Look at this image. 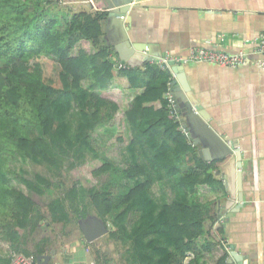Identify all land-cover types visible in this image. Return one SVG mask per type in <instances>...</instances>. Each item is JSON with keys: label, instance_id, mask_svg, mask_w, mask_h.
Returning a JSON list of instances; mask_svg holds the SVG:
<instances>
[{"label": "trees", "instance_id": "obj_1", "mask_svg": "<svg viewBox=\"0 0 264 264\" xmlns=\"http://www.w3.org/2000/svg\"><path fill=\"white\" fill-rule=\"evenodd\" d=\"M105 14H69L57 0H0V237L35 257L40 249L29 251L25 243L39 223L74 222L80 230L78 219L92 213L116 242L119 264H208L209 257L211 264H225L228 253L216 254L221 226L203 238L204 223L216 218L214 202L197 196L200 184L220 186L215 161L198 157L168 111L164 93L171 89V72L154 62L133 74L122 65L131 87L144 88L118 123L117 102L102 94L116 67L102 41ZM46 63L55 72L47 74ZM153 98L159 109L144 104ZM101 125L107 132L92 136ZM111 138L120 148L119 164L98 145ZM86 153L102 158L93 171L105 175L101 187L39 174L28 179L10 165L23 157L62 175L65 160L75 166ZM13 179L39 195L56 191L48 217Z\"/></svg>", "mask_w": 264, "mask_h": 264}, {"label": "crops", "instance_id": "obj_2", "mask_svg": "<svg viewBox=\"0 0 264 264\" xmlns=\"http://www.w3.org/2000/svg\"><path fill=\"white\" fill-rule=\"evenodd\" d=\"M61 1V6L69 14L80 10L105 12V0H93V6L82 5V0ZM100 24L102 41L116 66L112 69L107 90H118L124 99L122 108L117 103L121 120L131 100L143 92L144 85L132 88L128 76L119 68L126 65L132 74L134 69L143 71L147 64H141L142 58L147 56L144 49L157 58L165 53L187 56L197 49L247 55L249 60L236 67L196 61L175 64L180 77L179 80L176 78V83L188 100L200 107L204 116H201L202 122L224 137L222 145L238 153V158L232 154L215 161L214 175L220 186L200 184L197 187L198 198L212 201L215 205V221L204 223L203 238L210 239L207 232L218 223L223 239L216 254L223 250L228 253L227 245H231L244 264H264V68L255 64L257 59L263 58L255 48L257 38L264 33V0H139L131 3L119 32L113 19H108L106 14L100 19ZM81 43L90 50L87 41ZM117 44L125 47L124 63L115 50H110ZM144 104L155 109L160 106L155 98ZM181 118L186 121V114L181 113ZM195 120L200 126L199 119ZM195 135H198L196 128L193 129L194 137L186 138L192 142L198 157L199 151L209 154L221 148L206 140L201 141ZM227 191L232 193V199L225 207ZM217 201L222 205L220 210L217 209ZM44 226L39 223L40 229ZM40 231L29 234L25 244L29 251L40 249L39 254H50L46 264L120 263L116 242L109 240L106 234L89 243L80 230L78 234L62 232L54 236V240L47 242L45 239L48 247L41 248L43 239L38 240L45 236L38 238L36 234ZM63 236L67 239L63 240ZM36 241L40 244H35ZM14 247L10 241L0 237V264H9L10 254L18 252ZM212 259H207L208 264Z\"/></svg>", "mask_w": 264, "mask_h": 264}, {"label": "water", "instance_id": "obj_3", "mask_svg": "<svg viewBox=\"0 0 264 264\" xmlns=\"http://www.w3.org/2000/svg\"><path fill=\"white\" fill-rule=\"evenodd\" d=\"M139 0H105V7L104 11L106 13V16H108V19H113L114 21V27L119 32V27L123 24L124 18L126 15V12L131 8V3L137 2ZM127 45V44H126ZM125 47L123 45L117 44V46H113L110 48V50H115L119 56H121V63L125 61V58L123 57V49ZM128 51L130 48H127ZM147 53V56H144L142 58V65L148 63V62H157L158 58L153 57L149 54V52L144 49ZM132 52V49H131ZM171 66V69L166 68L167 70H172V72L175 74V78L171 81V90L176 98L179 112L182 114H186V121L181 118L182 125L186 128L187 134L185 135L188 139H191L193 136V129L196 128L198 130V135H195L199 140L203 141L206 140L208 142L213 143L216 147H218V150L216 151H210L209 154H205L202 151H199L200 158L207 160V161H216L220 158H225L227 156H230L232 154H235L236 158H238L237 151H232L231 149H226L222 144L225 140L224 137L219 136L213 129H211L206 123H203L201 120V116L204 118L202 112L200 111V107L197 104H194L189 101L186 94L180 90L179 86L176 83V78L179 80L180 77L178 74V69L173 62L169 63ZM187 89L186 87H184ZM184 89V90H185ZM188 91V90H187ZM193 109L198 110L199 112H194ZM180 113V114H181ZM199 119L201 122V125L199 126L196 124V120ZM194 138V139H197ZM193 139V140H194ZM196 141V140H195ZM203 143V142H202ZM218 174V172H217ZM228 192V197L226 199L225 207L228 206V204L231 202V196L232 193L230 191ZM238 202H240V198L238 197ZM217 209L220 210L221 204L219 201L216 202ZM218 218L220 219L221 216L218 214ZM78 226L80 229V232L82 233L83 238L86 242H93L95 239L99 238L100 236L107 233L108 229L105 223L102 221L101 218L96 216L95 214H87L85 217H82L78 221ZM227 248L230 250L228 252V256L225 260V264H244L242 257L233 249L231 245H227ZM51 258L50 254H36L34 263L35 264H46L47 261Z\"/></svg>", "mask_w": 264, "mask_h": 264}, {"label": "rangeland", "instance_id": "obj_4", "mask_svg": "<svg viewBox=\"0 0 264 264\" xmlns=\"http://www.w3.org/2000/svg\"><path fill=\"white\" fill-rule=\"evenodd\" d=\"M82 5L85 6H92L90 3H87L86 0H82L80 2ZM50 71L55 72V68L49 66V63H46V73L48 74ZM114 92V93H113ZM103 91L102 94L104 96L113 99L119 104L122 108L124 99L121 98V92L117 90L115 91ZM121 120L120 112H117L115 121ZM122 131V128L120 129ZM107 132V126L101 125L96 128V130L92 133V136L97 137ZM114 138H111L109 141L106 140L104 142H99L98 145L100 146V150L103 151L105 157L112 161L115 164L121 163V156L119 151V145L114 143ZM104 144V145H103ZM102 159V158H101ZM101 159L92 157L89 153H86L85 159L80 163L76 164L75 166H71L70 159L65 160L62 166V175H57L55 172H51L46 166L36 164L31 160L23 157H17L16 159L10 161L11 167L15 170L18 176L25 177L28 179H33L34 175L39 174L49 179H53L54 181L57 179H64L65 183H70L69 180H79L83 184V186L87 187H101V183L105 178L104 176L96 177L93 174V171L102 165ZM11 184L15 186L17 189L21 190L27 196H31L35 202H37L38 206L40 207L41 211L46 214L47 216V205L48 202L56 195V191L47 192L43 195H39L29 189H27L18 179L11 180ZM92 214V213H88ZM48 217V216H47ZM80 219V218H79ZM78 219V221H79ZM77 221V224H78ZM48 225L42 227L39 234H36L39 238L40 236H45L47 238V242L51 241L54 236H58L62 234V232L67 233H79V230L74 222H53L47 223ZM79 227V226H78ZM63 233V234H64ZM35 235V236H36ZM63 240L67 239V237L62 238ZM41 248L48 247L47 244H41ZM39 254V253H35Z\"/></svg>", "mask_w": 264, "mask_h": 264}, {"label": "built area", "instance_id": "obj_5", "mask_svg": "<svg viewBox=\"0 0 264 264\" xmlns=\"http://www.w3.org/2000/svg\"><path fill=\"white\" fill-rule=\"evenodd\" d=\"M57 1L59 3L62 2L61 0H57ZM86 2L90 3L92 6L94 5L93 0H86ZM255 52L263 57L262 59H257L255 64L264 68V33H261L257 38ZM247 60H249L247 55L242 52L230 54L218 50L197 49L191 51L187 56H173L168 53H165L163 56H160L158 58L157 62L161 69H166V68L171 69V66L169 64L170 62H173V64H179L184 62L196 61V62H206L223 67H236L238 65H242L246 63ZM169 71L171 72L172 79H174L175 74L172 72V70ZM164 97L167 100V107L171 117L180 123L179 127L182 133L187 134L186 128L182 125L179 119L180 112L176 98L174 97L172 90L171 89L166 90V92L164 93ZM34 259L35 257L32 255H26L19 252H12L10 254L9 264H35Z\"/></svg>", "mask_w": 264, "mask_h": 264}]
</instances>
